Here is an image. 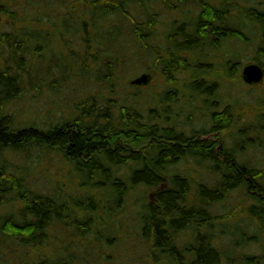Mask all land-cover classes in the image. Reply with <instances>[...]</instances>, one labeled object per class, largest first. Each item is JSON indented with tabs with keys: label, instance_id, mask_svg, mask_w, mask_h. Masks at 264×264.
<instances>
[{
	"label": "trees",
	"instance_id": "trees-1",
	"mask_svg": "<svg viewBox=\"0 0 264 264\" xmlns=\"http://www.w3.org/2000/svg\"><path fill=\"white\" fill-rule=\"evenodd\" d=\"M22 1L0 0L1 15L16 25L30 23L22 34H11L7 40V35L0 37L20 60L14 71L0 72V264H23L24 258V264H36L31 255L39 264H74L78 253L83 256L90 247L77 249L75 240L88 236L112 245L119 238L118 230L108 228L106 216L100 214L115 216L128 209L129 199L135 196L140 236L152 245L153 264H264L260 241H264V170L246 157L241 144L247 143L250 131L259 134L258 141L250 143L256 150L264 148V123L239 129L236 135L243 141L234 146H219L212 140L234 126L233 109L239 99L222 103L224 109L216 106L215 99L222 82L239 74L241 63L240 52L228 49L226 79L218 78L211 54L238 39L257 46L251 64H261L264 3L242 0L237 10V0ZM60 7L66 10L64 15ZM175 12H182L181 20ZM166 13L174 20L168 21ZM71 37L81 40L82 49ZM48 44L55 48V58L62 57L44 70L47 80L51 78L43 80L49 91L56 92L60 86L55 84L66 82L54 76L51 67L62 71L63 62L74 64L79 55L77 77L111 88L120 77L143 69L145 58L172 86L158 101L165 105L163 112L157 106L143 112L134 101H122L114 117L110 105L118 101L101 108L90 97L74 107L75 116L56 123L39 127L18 122L8 110L14 108L27 81H32L26 78L27 66L21 61L28 65L27 59L43 60ZM180 74L188 75L187 81L179 80ZM177 84H183L181 89L189 96H182L194 112L200 109L195 103L203 101L209 116L201 129L195 128L192 111L185 122L172 117L170 105L182 101L176 95ZM46 154H57L69 168L70 179L56 181L51 193L28 180L29 165L37 167ZM21 157L24 161L17 163ZM186 160L194 161L198 169L181 168ZM150 190L152 202L146 197ZM234 192L242 193L249 217L257 225L247 229L234 225L230 233L231 223H227L223 236L218 235L215 208ZM184 233L193 236L194 244L179 246L178 238ZM58 245L66 258L55 261ZM49 248L54 257L42 259L40 252Z\"/></svg>",
	"mask_w": 264,
	"mask_h": 264
},
{
	"label": "rangeland",
	"instance_id": "rangeland-1",
	"mask_svg": "<svg viewBox=\"0 0 264 264\" xmlns=\"http://www.w3.org/2000/svg\"><path fill=\"white\" fill-rule=\"evenodd\" d=\"M20 1L23 2L22 0ZM69 1L73 2V0ZM241 1L242 0H237V3L239 5L237 10L241 9ZM249 1H255L258 4L264 3V0ZM60 8L61 10L59 9V11L62 13V15H64L66 13V10H64L63 7ZM198 12L199 10L196 11V13ZM179 13H181V15ZM175 16L177 20H181L182 12H175ZM22 18L27 17L21 15V19ZM172 18L173 17L170 13H166V19L168 21L174 20ZM29 24V22L28 24L26 22L25 24L16 25V23H13L9 18H7V16L0 14V37L1 35H7V40L9 39V37H12L11 34H22L21 31H23V28H28ZM46 29L50 28L47 26ZM71 39L74 44L78 45L80 43L79 49H82L81 40L76 39L75 37H71ZM156 45H158V42H156ZM57 47L59 48L60 46ZM228 49L229 53L234 51H236V53L240 52V72L233 79H226L225 77V71L227 69V66H225V62L226 59H228L226 54L228 53ZM256 50L257 46L255 44H246L245 42L239 41L237 39L233 42H230L229 46L228 43H226L225 48L219 51L218 54L215 51H212L211 53L214 56L213 67L219 68L218 78L225 77L224 79H226H222L224 81L222 82V86L218 90V94L216 95L215 100L218 101L216 106H220L221 109H224L225 107L223 106H225V104L222 103H233L239 99V101L237 102L239 106L233 109L234 126L231 129L222 132L218 139H212L219 146L221 145V143H225L226 146H234L236 142L239 144L240 139H242L243 141V137H239L236 135L239 132V129L245 128L249 123L259 122L260 125L264 123V101H260V99L264 97V78L261 81L260 85H249L245 83L242 78V71L244 67L251 65V60L256 55ZM54 51L56 52L55 48H53V45L48 44V47L44 52L43 60L39 56L36 60L27 59V65L25 62L26 60L22 59L21 62H24L27 66L26 71L28 73L26 72L25 74L26 78L30 77L32 81H27V83L23 87V92L21 93L20 98L17 99L14 108H12L13 105H11L8 110L9 113L12 112L15 115V118L18 122L28 124L36 123L41 127L47 124V122L56 123L58 122V120L62 119V117H70L71 115L75 116L77 112L74 111V107L84 102L87 103V101L84 100L90 97H94L95 101L98 102V105H102L101 108L105 106L109 107L108 105L110 104V101H118L116 102V104L114 103L110 105L111 110L115 113L114 117L119 113L117 112L119 110L117 108L118 105H122V101H134L135 105L139 109H142L143 112L147 111L150 106H157L159 112H163V107L165 105H161L160 103H158V101H161L165 89H169L170 87L172 88V86H170L165 81L164 75L158 68H155L152 61H146V59L144 58L143 69L134 72V74H129L124 78L120 77V79L111 88L107 87L104 84L96 83L94 80H92V78L81 79L77 77L76 72L79 68L78 59H82V55H79V57L74 60V64H72V62H63L62 71L60 69L55 70V67H51V72L53 71L52 73L54 74V76L56 75V77H63L66 79L64 86H62L60 83H56L55 86H60L59 89L56 92H51L47 88V84H44L43 80H47L46 71L44 72V70L47 69V66H54L55 64L57 65V61H59V58H62H55ZM142 56L143 55H141V57ZM18 60L17 56L13 54L11 47L0 40V72H4L7 70L14 71L17 68L16 62H20V60ZM260 63L261 64H259V66L261 65V68L264 70V57H261ZM215 71L217 70L215 69ZM31 72L33 74H30ZM143 74H150L151 78L149 83L144 86H138L139 89L133 88V86H131V82L136 78L142 76ZM178 76H182L179 78V80L187 81L186 79L188 78V75L183 76V74H180ZM218 78H216L215 80H217ZM50 79L51 78H48L47 81H49ZM62 84H64V82ZM180 85L183 84H177L176 89L178 88V90L176 95H179L180 98H182V101L170 105V108L173 111L172 117L179 120V122H185L188 118V114L192 111L193 115L191 114L192 116L190 117L193 120V124L196 129H201L206 123L205 120L209 116V113L206 112L203 101L195 103V105L200 109L194 112L190 107L191 104H189L188 98L186 96H182L183 93L185 95H188V93L182 90ZM135 95L136 97L134 98ZM89 105L91 106V103ZM88 108L91 109L90 107ZM144 114L146 115V113ZM186 128H188V130L191 129V127L188 126ZM247 138V143H241L242 147H244L243 151L245 152L246 157L250 159L258 169L264 170V148L256 150L254 145L250 143L257 142L259 134H255L254 132L249 131ZM23 161L24 158L21 157L16 162L21 163ZM180 167L186 171H195L196 169H198V166H195V162L192 160L184 161L180 165ZM29 168L28 180L32 181V183H34L37 188L45 192L51 193L56 186V181L60 180L62 183H66L70 179L67 177L69 175L67 173V170L69 168L57 154H46L44 157L40 158L37 167L29 165ZM191 173L196 177L197 181L202 180V178L195 175L196 173ZM237 192L232 193L233 195H230L228 197L227 201H225L226 203H224L223 206H218L217 208H215V211H217V215L219 217L215 220V233L218 235H222V229L227 230L226 228H223V225H226L227 223H231V226H228V228H230V233L233 232L234 225H239L240 229H243V227L247 229L248 227H250V225L252 226L251 228H255L254 226L257 225L256 220L250 218L249 213L246 210L247 201L243 199L242 193L237 194ZM153 194L154 192L151 190L147 192L146 197L148 199V202H152ZM137 198L138 197L136 196L132 199L130 198L129 201L132 202L130 204V207L128 209L121 210L120 212L115 213V216L110 217L103 213L100 214L101 216H106L105 219L107 222L104 223L107 227H113L114 229L118 230L116 236H118L119 238H115L112 245L108 246L106 245L107 243L102 240L99 243L95 242L92 236H88L86 239L77 238L75 240V242L78 244L75 247L77 249H79L78 247H80L81 249L85 247L87 250L88 245L90 244L88 252H86L85 255L80 256L78 253L75 263L153 264L150 253V246L152 245L151 243H146L140 236L137 214L138 207L136 204H133L137 203ZM207 230L208 228L204 229L203 231L206 232ZM53 234L57 235V232L53 230ZM69 236L70 233L68 232V237ZM248 236H252L251 232L248 234ZM258 237L262 238V233L260 234V236L258 235ZM260 241L262 243L264 242L262 240ZM178 242L180 247H187L190 244H194V238L190 233H184L179 236ZM55 247L59 249V253L56 254L55 261H58V259H60L61 257L66 258L64 249H62L60 245ZM45 249L43 250L44 252L42 251L40 252V254L37 252L36 253L40 256L42 255V259H48L50 256L54 257L53 248H49L47 250ZM73 256L75 257V255ZM30 257L32 259V262L35 261L36 264L40 263L39 260L35 259L36 257H34L33 255H31ZM4 259L6 260L7 256ZM23 261L24 263H26V258H24ZM10 262L11 261H9L8 263Z\"/></svg>",
	"mask_w": 264,
	"mask_h": 264
},
{
	"label": "water",
	"instance_id": "water-1",
	"mask_svg": "<svg viewBox=\"0 0 264 264\" xmlns=\"http://www.w3.org/2000/svg\"><path fill=\"white\" fill-rule=\"evenodd\" d=\"M150 74H143L131 82L132 85L144 86L150 81ZM242 78L249 85L258 84L264 78V70L257 64H251L243 69Z\"/></svg>",
	"mask_w": 264,
	"mask_h": 264
}]
</instances>
